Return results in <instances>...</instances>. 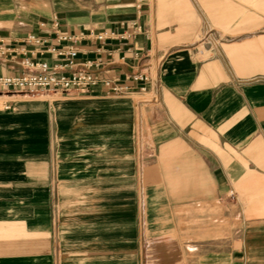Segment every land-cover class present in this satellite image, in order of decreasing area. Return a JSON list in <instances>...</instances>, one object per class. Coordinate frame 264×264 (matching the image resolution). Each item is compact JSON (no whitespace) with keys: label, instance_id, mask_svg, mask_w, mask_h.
<instances>
[{"label":"crops","instance_id":"obj_1","mask_svg":"<svg viewBox=\"0 0 264 264\" xmlns=\"http://www.w3.org/2000/svg\"><path fill=\"white\" fill-rule=\"evenodd\" d=\"M54 18L93 74L149 71L158 98L138 119L141 82L0 92V264H264V0H0V39L64 62L25 42Z\"/></svg>","mask_w":264,"mask_h":264},{"label":"built area","instance_id":"obj_2","mask_svg":"<svg viewBox=\"0 0 264 264\" xmlns=\"http://www.w3.org/2000/svg\"><path fill=\"white\" fill-rule=\"evenodd\" d=\"M88 35L101 41L113 34L91 31ZM84 37V34L61 31L57 18L53 21V36L42 37L35 33H28L25 42L36 46L47 45V52L65 60L55 64H50L46 60H35L26 54L18 58L20 53L6 40L0 39V63L18 59L21 67L18 73L0 74V92L31 95L47 91L68 93L74 89L88 90L101 83L109 94L123 95L134 91L132 82H141L139 92L142 94L151 92L152 100H157L158 83L149 71L137 70L126 75L123 80L118 77L101 78L91 71V68L97 64L91 61L78 62L76 44ZM6 108H10V105Z\"/></svg>","mask_w":264,"mask_h":264},{"label":"rangeland","instance_id":"obj_3","mask_svg":"<svg viewBox=\"0 0 264 264\" xmlns=\"http://www.w3.org/2000/svg\"><path fill=\"white\" fill-rule=\"evenodd\" d=\"M210 34H211V31L209 32V30L207 31H203V33H201V35H200V37H199V47H200V49L202 50V51H204V53H205V48H204V46H203V42L204 41H206V40H208V38H209V36H210ZM151 101H153L152 100V95H149V94H140V96H138L137 98H136V104H137V111H138V119H139V117H140V114H141V107H140V104L141 103H145V102H151ZM140 130V128L138 127V131ZM139 139V140H138ZM138 139H137V143H136V145H137V148L139 147V148H141L142 147V141H141V138H140V134H139V136H138ZM161 255V254H160ZM157 257V260H155V262H158V260H159V258H161V256H156ZM155 258V256H153V259Z\"/></svg>","mask_w":264,"mask_h":264}]
</instances>
